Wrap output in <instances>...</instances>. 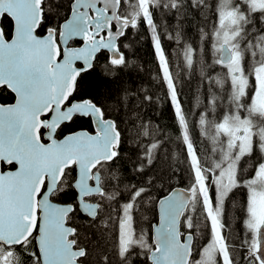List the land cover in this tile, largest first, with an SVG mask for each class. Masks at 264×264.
I'll return each instance as SVG.
<instances>
[{"label":"trees","instance_id":"1","mask_svg":"<svg viewBox=\"0 0 264 264\" xmlns=\"http://www.w3.org/2000/svg\"><path fill=\"white\" fill-rule=\"evenodd\" d=\"M242 5L245 19L241 22L240 46L246 48L244 75L250 79L251 93L257 67L264 62V10H254L244 2ZM42 7L43 21L38 34L49 29L58 34L70 15L71 1L44 0ZM120 15L135 20L119 39L122 60L112 61L109 53L101 51L92 69L80 75L72 96L96 104L120 132L117 155L99 165L103 194L88 198L99 204L98 214L90 218L78 209L73 187L75 167L65 171L52 200L75 207L69 224L75 228L72 237L76 247L85 250L83 264H151L149 253L155 248L152 228L158 222L157 203L176 187L188 189L194 197L183 216L181 232L193 235L191 261L196 264L203 241L208 242L211 237V228L197 191L198 172L189 147L198 161L200 174L208 177L223 167L227 163V149L218 125L238 109V91L215 47L219 0H121ZM1 26L9 39L12 20L4 16ZM153 33L166 56L178 112L156 54ZM12 96L6 88L0 89L1 103H7ZM77 129L93 131L91 119L75 117L60 128L59 135ZM262 156L257 147L242 159L241 180L252 173ZM8 168L2 166L3 170ZM246 191L237 186L225 201L229 252L232 264H263L248 242ZM127 212L132 216L134 241L123 250L121 225ZM243 250L247 254L245 259ZM15 256L11 258L13 263L39 264L34 238L17 249Z\"/></svg>","mask_w":264,"mask_h":264},{"label":"water","instance_id":"2","mask_svg":"<svg viewBox=\"0 0 264 264\" xmlns=\"http://www.w3.org/2000/svg\"><path fill=\"white\" fill-rule=\"evenodd\" d=\"M42 3L0 0V88L15 95L13 103L0 102V243L20 245L38 229L35 243L41 264H83L85 250L75 248L70 239L75 228L67 223L75 207L51 196L65 171L75 165L78 209L95 218L99 204L86 198L103 194L95 169L117 155L120 132L88 99L63 106L101 51H107L112 61L122 60L118 40L135 20L119 15L121 0H74L57 40L53 29L38 34ZM4 16L13 22L10 39L1 26ZM72 40L83 43L72 47ZM231 59V49L223 45L220 61L225 64ZM50 112L43 121L41 117ZM75 115L90 116L95 132L79 130L56 138L59 126ZM41 126L49 128L44 136L47 142L41 140ZM3 164L16 167L2 170ZM191 197L189 190L176 187L158 201L151 264H190L193 235L182 237L181 222ZM258 239V255L264 263V222Z\"/></svg>","mask_w":264,"mask_h":264},{"label":"flooded vegetation","instance_id":"3","mask_svg":"<svg viewBox=\"0 0 264 264\" xmlns=\"http://www.w3.org/2000/svg\"><path fill=\"white\" fill-rule=\"evenodd\" d=\"M70 1H71V7H72V3H73L74 0H70ZM219 2H220V0H219ZM119 15H120V7H119ZM243 19H245L244 15H243L242 20ZM113 28L116 29L115 26H113ZM242 31H243L242 29L239 30L238 34L235 35L234 39H235L236 49H238V53H239L236 62L239 63V65L241 66V70L244 73V71H245V69H244L245 61H244V53H243V51L246 48L241 47L242 45L240 46V40H241L240 36L242 34ZM55 33H56V30H55ZM59 33L58 34L56 33L57 40H58ZM44 34H42V35H44ZM105 36H106V34H105ZM75 43H77V44H75ZM82 43H83V40H72L69 45L72 46V47H77V46H80ZM215 45H216V42H215ZM229 47H230V45H229ZM218 54H219V58H220V52L219 51H218ZM259 85L260 84L258 83V79L256 78L254 86L251 88L252 92L248 93V91H249L248 88L250 86V79L248 77H246V82H245V84L243 86V93L236 95L237 96L236 100L238 102V104H236V105H237L238 109L235 111L234 115L225 116L220 121V123L218 125L219 132L224 136L223 142L225 144L226 149H227V146L231 145L232 148L231 147L230 148L235 151L234 155H236V150H238L241 146H243V145H241L243 139L242 140L233 139L232 142L229 141L228 136H226L223 132H221V130H220L221 126H223L224 124H231L232 122H234L236 120H239V121L245 123V125L249 127V132L247 133V135L249 136V142H248V148H247L248 150H247V153L241 158L240 162L238 163V169H237V172L235 174L234 187L232 189H230L226 193V195L224 196V199H221V197L218 195V193H220V191L218 189V186L216 185L217 183L215 181V174L217 172H220L222 167H220L216 171H212L211 174L208 177L204 176L202 174L200 175L201 178H202L201 180L206 184V190L204 191V193L206 195V198H208V201L213 205V207H214L213 210H215V211L214 212L212 211L211 213H207L208 214L209 225H210V228H211V237H210L208 242L203 241L204 243H203V245H202V247L200 249L199 259H198V261H196V264H223V260H224L223 259V255H222V249L223 248H224V250H226L228 252L227 255H228V257H229V259L231 261V264H232L231 255H230V252H229L227 235H226V224H225L226 207H225V201H226V198L229 196V194L234 190V188L237 187V186H240V185L245 187L246 190H247L246 193H247L248 200H247V203H246V205H247L246 210L247 211H246V214H245V216H246L245 225H246V231H247V229L249 231V241L248 242H249L250 246L252 247V250L256 253V255H257L258 259H259V256H258V250H259L258 233H259V229H260L262 223L264 222V213L261 215L262 216V220L257 223V226L255 228H252L251 225H250V219H251V212H250L251 209L250 208H251V200H252V197H253L252 193H251V189L255 186V184L253 182L251 183V181L255 180V177L258 175V173H264V99L263 100L260 99V94L258 92L259 89L257 91V87H259ZM3 88H5V87H3ZM0 89H2V88H0ZM6 90H8V89L6 88ZM9 92H11V91H9ZM12 95L13 96H12L11 100L8 101L7 103H3V104L13 103L15 101V95L13 93H12ZM262 95L264 96V91H263ZM72 96L65 103L63 108H65L66 106L72 104V102H74V101H81L79 99H73ZM83 100H86V99H83ZM50 114H51V112L46 114V115H43L41 117V119L43 121L48 120L50 118ZM75 117L90 118L91 121H92V118L90 116L75 115L73 118H75ZM232 117H236V118L235 119H230ZM73 118L69 122H65V123L61 124V126H59V128L56 131V138L60 139V138L64 137L65 135L69 134V133H73V132H76V131H79V130H87V131H89L91 133L95 132L94 124H93V121H92L93 131H90L88 129H77V130L68 132V133L64 134L63 136H60L59 135L60 128L64 124L70 123L73 120ZM105 119H107V118H105ZM48 130H49V128L45 127V126H41V128H40L39 133H40V136H41V140L43 142H47V140L44 138V136H45V133H47ZM257 147L258 148L260 147L263 156H262V158H259L257 164H255V166L253 167L254 169H253L252 173L249 176H245V178L241 180L240 177H239V164L241 163L242 159L245 156L251 155L253 153V151L255 149H257ZM228 158L229 157H228V155L226 153L225 160L228 161ZM99 165L97 166L95 171H98L100 173ZM224 166H225V164H224ZM7 167H9V168L6 169V170H9V169L13 170V169H15L16 166L12 164V165H9ZM72 167H75V165L72 166ZM75 170H76V167H75ZM75 180H76V177H75ZM75 180L73 181V183L75 182ZM91 184H93V180L91 181ZM232 185H233V182H232ZM45 186H46V184L43 186L42 192L46 188ZM262 187L263 186H261L260 188H262ZM76 196H77V193H76ZM91 197H93V196H91ZM39 198H40V195H39ZM76 199H77V197H76ZM72 212L67 216V223L68 224H69V219L72 216ZM244 217L243 218L241 217V220H240L241 223L244 222ZM215 228L217 230L216 242H215L213 250L210 252V253H212V255L214 257V261H212L210 263H209V261L203 262L204 259L206 258L205 252L207 250V247H208L209 243H211V241L213 240V235H214V232H215ZM37 231H38V229H36L34 231L33 235L30 237V238H34V241H35V238H36L37 233H38ZM70 239H73V237H70ZM27 241L23 242L20 245H10V246L6 245L5 243H0V264H16V262H14V263L11 262V258H15L16 257L15 256L16 250L19 249V248H22V247L24 248L26 246V242ZM35 245H36V243H35ZM75 248H78V247H76V242H75ZM36 250H37V248H36ZM37 255L39 257V253L38 252H37ZM242 257H243V259L247 258V254H246V252H244V250H243V256ZM39 264H41L40 258H39ZM191 264H193L192 261H191Z\"/></svg>","mask_w":264,"mask_h":264},{"label":"rangeland","instance_id":"4","mask_svg":"<svg viewBox=\"0 0 264 264\" xmlns=\"http://www.w3.org/2000/svg\"><path fill=\"white\" fill-rule=\"evenodd\" d=\"M141 1V0H140ZM248 4L254 10H264V0H220L219 2V28L217 30V39H216V49L220 52L223 44H228L233 51V60L226 65L228 68L230 75L232 77V84L238 94L243 93V86L246 82V76L241 70V66L236 62L237 57L239 55L238 49H236L235 44V35L238 34L239 30H241V22L243 18V5L242 3ZM156 54L158 56L163 76L169 88V94L172 99V102L175 105V109L178 112V105L176 99V93L173 85V81L171 78L170 70L168 67V63L166 60L165 53L162 49L160 41L158 39L157 34L153 33L152 35ZM256 78L258 79V83L260 84L257 87V91L259 89L260 99L263 100L264 96L262 95L264 91V62L257 67ZM236 117H232L230 119H235ZM220 128V127H219ZM221 132H223L226 136H228L229 141H233V139H240L242 141L241 146L238 150H236V155H234V150H232V146H227V155L228 162L224 167L215 174L216 185L220 193L218 195L221 199H224L226 193L234 187L235 184V174L238 169V163L241 158L247 153L249 136L247 133L249 132V127L245 125V123L236 120L231 124H224L220 128ZM233 136V137H232ZM189 146V145H188ZM231 147V148H230ZM189 152L191 156L192 163L195 169H199L198 161L196 157L192 154V149L189 147ZM198 172V171H196ZM200 173L198 172V185L197 191L201 198L203 199L204 205L206 207V211L208 213L214 212L215 210L213 205L208 201L204 191L206 190V184L201 180ZM233 182V185H232ZM255 186L251 189L252 200H251V219L250 225L252 228L257 226V223L262 220V214L264 213V173H258L255 177V180L251 181ZM263 186L262 188H260ZM121 225V235H120V246L121 249L125 250L127 245L133 243V226H132V216L130 212H127L123 219ZM217 230L215 228V232L213 235V240L209 243L207 250L205 252L206 258L203 262L214 261V257L212 253H210L216 242ZM227 251L222 249L223 255V264H231V261L227 255Z\"/></svg>","mask_w":264,"mask_h":264},{"label":"bare ground","instance_id":"5","mask_svg":"<svg viewBox=\"0 0 264 264\" xmlns=\"http://www.w3.org/2000/svg\"><path fill=\"white\" fill-rule=\"evenodd\" d=\"M43 4V3H42ZM12 31H13V29H12Z\"/></svg>","mask_w":264,"mask_h":264}]
</instances>
